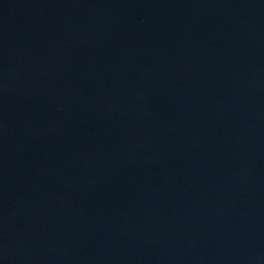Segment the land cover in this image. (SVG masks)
<instances>
[{
  "label": "water",
  "instance_id": "1",
  "mask_svg": "<svg viewBox=\"0 0 264 264\" xmlns=\"http://www.w3.org/2000/svg\"><path fill=\"white\" fill-rule=\"evenodd\" d=\"M0 264H264V0H0Z\"/></svg>",
  "mask_w": 264,
  "mask_h": 264
}]
</instances>
